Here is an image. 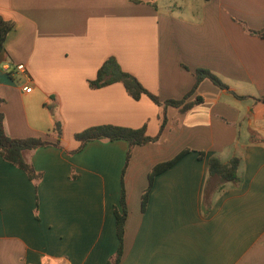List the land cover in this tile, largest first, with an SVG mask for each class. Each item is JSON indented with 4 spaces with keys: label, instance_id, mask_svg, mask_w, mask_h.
<instances>
[{
    "label": "crops",
    "instance_id": "1",
    "mask_svg": "<svg viewBox=\"0 0 264 264\" xmlns=\"http://www.w3.org/2000/svg\"><path fill=\"white\" fill-rule=\"evenodd\" d=\"M0 16L14 23L0 54L5 132L60 141L26 154L38 181L0 156V264H108L124 168L119 264H264V38L248 30L264 28V0H0ZM110 56L162 101L183 98L198 68L228 89L202 80L187 102L203 101L168 106L160 139L135 146L127 164L124 140L74 153L89 127L160 131L163 108L147 95L135 100L121 82L90 86ZM184 149L142 210L149 172ZM210 156L239 157L240 180L219 186Z\"/></svg>",
    "mask_w": 264,
    "mask_h": 264
},
{
    "label": "trees",
    "instance_id": "2",
    "mask_svg": "<svg viewBox=\"0 0 264 264\" xmlns=\"http://www.w3.org/2000/svg\"><path fill=\"white\" fill-rule=\"evenodd\" d=\"M14 23L3 19L0 16V54L4 50V43L9 32L13 29ZM251 33L256 34L264 38V28L261 30H250ZM204 79H209L213 84L221 89H228V86L222 82V80L205 68H198L195 71V83L192 89L181 99H168L160 100V98L146 89L139 79L129 72L121 69L116 59L109 57L98 70L97 76L94 80H90L89 84L92 88H101L110 85L115 82H121L127 92L135 100L140 99L142 95H147L156 105L163 108L160 115V131L156 136H149L146 134V127L141 128H129L121 127L115 125H98L89 127L81 132L75 134V138L80 142V146L74 151V153L79 152L87 143L95 140H107L116 141L124 140L129 145V150L127 153L126 164L131 157L132 150L135 146H142L148 143L157 142L160 139V135L164 130L166 123L168 121L166 115V108L168 106H174L180 108L181 112H185L192 108L194 105L201 103L203 101L202 97L197 96L195 100L187 102V99L193 95L198 88L200 82ZM238 98L243 99L244 96H238ZM259 100L264 101V96L260 97ZM5 99L0 97V156L2 159L14 167L24 171L27 177L32 181H38L42 174L37 172L28 160L26 154L35 150L39 147L47 145L59 146V140L56 143H52L41 139L40 137L34 138H12L8 136L4 129V113L1 107ZM51 109V108H50ZM53 132L61 136V124L58 121H54ZM190 149H184L179 152L172 159L156 164L152 170L149 172V185L142 199V210L145 209V204L147 200V194L151 189L154 178L160 173L166 171L175 165L180 159H182ZM200 158L204 157V153L200 152ZM241 159L237 156L232 157L228 162H223L217 156H210L208 159V172L209 176L216 177L219 186H223L226 183H237L240 180L238 171ZM124 172L121 176V193H120V203L119 206L114 207V215L116 221V235L119 239V246L117 251L110 257L108 264H119L121 256L123 253V236L125 231V223L127 219V205L125 200V189H124ZM39 264H59V260L46 256L41 258Z\"/></svg>",
    "mask_w": 264,
    "mask_h": 264
},
{
    "label": "built area",
    "instance_id": "3",
    "mask_svg": "<svg viewBox=\"0 0 264 264\" xmlns=\"http://www.w3.org/2000/svg\"><path fill=\"white\" fill-rule=\"evenodd\" d=\"M16 68L20 72H25V70H26L24 64H19V65L16 66ZM23 89H24L25 92H30L32 90V88L29 87V86H26Z\"/></svg>",
    "mask_w": 264,
    "mask_h": 264
},
{
    "label": "rangeland",
    "instance_id": "4",
    "mask_svg": "<svg viewBox=\"0 0 264 264\" xmlns=\"http://www.w3.org/2000/svg\"><path fill=\"white\" fill-rule=\"evenodd\" d=\"M110 57H113L114 59H116V57H114V56H110ZM108 58H109V57H108ZM108 58H107V59H108ZM107 59H106V60H107ZM106 60H105V61H106ZM116 61H117V60H116ZM117 63H118V61H117ZM118 64H119V63H118ZM102 65H103V64H102ZM102 65H101V66H102ZM101 66H100V68H101ZM119 66H120V64H119ZM120 67H121V66H120ZM100 68H99V69H100ZM121 69H122V67H121ZM122 70H123V69H122ZM130 74H132V73H130ZM5 103H6V100L4 101L3 105H4ZM52 113H54V111H53ZM82 131H83V130H82ZM80 132H81V131H80Z\"/></svg>",
    "mask_w": 264,
    "mask_h": 264
}]
</instances>
